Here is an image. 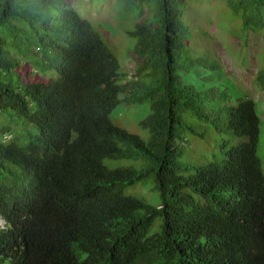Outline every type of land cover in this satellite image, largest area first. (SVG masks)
I'll return each mask as SVG.
<instances>
[{
    "label": "trees",
    "instance_id": "1",
    "mask_svg": "<svg viewBox=\"0 0 264 264\" xmlns=\"http://www.w3.org/2000/svg\"><path fill=\"white\" fill-rule=\"evenodd\" d=\"M185 1L137 0L149 11L127 35L142 63L123 81L113 50L65 0H0V110L38 131L18 145L0 128V264H264L257 104L242 97L209 113L184 82ZM223 1L244 32H264V0ZM31 63L58 76L41 79ZM187 68L193 76L207 69L212 83L220 66L188 57ZM256 83L264 90V67ZM122 95L150 103L141 121L148 141L113 123ZM185 112L205 127L186 122ZM185 128L203 139L213 129L246 140L184 176L177 157ZM135 151L147 167L104 163ZM149 181L158 205L125 194Z\"/></svg>",
    "mask_w": 264,
    "mask_h": 264
},
{
    "label": "rangeland",
    "instance_id": "2",
    "mask_svg": "<svg viewBox=\"0 0 264 264\" xmlns=\"http://www.w3.org/2000/svg\"><path fill=\"white\" fill-rule=\"evenodd\" d=\"M65 1L100 32L121 63L123 81L132 79L142 59L134 54L135 38L127 34L147 15V4H139L137 0ZM183 18L188 27L187 52L181 56L184 82L193 84L202 97V105L209 113L217 112L227 104H236L237 99L242 97H250L256 101V110L261 120L258 155L264 171V90L256 83V77L264 67V32H244L241 21L231 14L223 0H186ZM188 57L214 60L220 66L215 73V80L212 83L205 81V68H201L200 75L193 76L187 68ZM34 66L35 74L41 79L58 76L54 69L42 73ZM209 87L214 88L213 92L206 91ZM121 99L122 102L112 112L113 123L148 141L150 132L142 127L141 121L150 113V103H129L124 95ZM183 116L189 124L205 127L203 125L206 123H201L190 113L185 112ZM0 128L9 131L3 135L8 143L18 145L26 144L38 133L35 126L7 110H0ZM181 134L183 154L177 157V161L183 167L181 174L184 176L192 175L197 166L222 161L225 150L246 140L225 130L210 129L204 139L186 128L182 129ZM223 144H226L225 148L222 147ZM120 145L124 149L129 148L127 144ZM104 163L110 169L132 167L140 170L147 167L149 160L142 152L135 151L130 158H108ZM152 183L149 181L127 186L125 194L135 195L158 205L160 198L153 191ZM160 221L161 219L157 220L152 231L159 229ZM4 226L0 217V228Z\"/></svg>",
    "mask_w": 264,
    "mask_h": 264
},
{
    "label": "water",
    "instance_id": "3",
    "mask_svg": "<svg viewBox=\"0 0 264 264\" xmlns=\"http://www.w3.org/2000/svg\"><path fill=\"white\" fill-rule=\"evenodd\" d=\"M2 221H3L4 223H6V221H5L4 219H2Z\"/></svg>",
    "mask_w": 264,
    "mask_h": 264
}]
</instances>
